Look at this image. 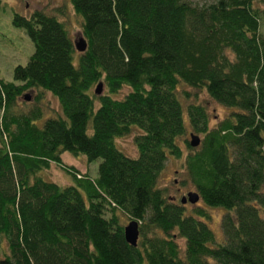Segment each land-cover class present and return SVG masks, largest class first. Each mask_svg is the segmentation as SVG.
<instances>
[{"label":"trees","instance_id":"1","mask_svg":"<svg viewBox=\"0 0 264 264\" xmlns=\"http://www.w3.org/2000/svg\"><path fill=\"white\" fill-rule=\"evenodd\" d=\"M69 1L81 52L54 15L12 17L33 51L11 82L0 78V264H264V8L253 5L264 0ZM99 81L107 92L96 95ZM179 83L230 109L210 127L205 107L185 108L200 142L184 141L182 166L199 200L225 210L220 243L203 210L187 214L157 186L181 154ZM42 92L61 113L38 126ZM29 94L36 107L21 111ZM131 128L135 157L114 143ZM62 152L99 159L97 176L63 165ZM50 163L72 183L38 176ZM117 212L138 223L135 247Z\"/></svg>","mask_w":264,"mask_h":264},{"label":"rangeland","instance_id":"2","mask_svg":"<svg viewBox=\"0 0 264 264\" xmlns=\"http://www.w3.org/2000/svg\"><path fill=\"white\" fill-rule=\"evenodd\" d=\"M190 1L193 4H203L206 2L205 0ZM253 5L260 10L264 8L263 5L258 2H255ZM35 10H40L47 15H54L59 19L66 27L72 40L80 36L81 18L74 13L69 0H0V78L4 81H12L13 67L16 65H24L33 51V44L26 36L23 29L12 25L13 14L16 13L20 16L28 17ZM259 34L264 39V16H261ZM94 87L95 85L92 87V90H94ZM127 91L128 88L123 87L111 96L119 99L122 98ZM106 92L105 86L102 85V93ZM176 92L182 106L185 125V133L176 139V143L181 149V154L179 157L167 156L163 169L160 172L157 186L159 189L164 190L166 198L170 197L172 201L178 203L180 198L187 192L195 191L193 185L184 173L182 166L184 157L190 151V147L185 143L188 142V134L193 132L188 126L185 108L190 104L205 107L210 127L222 120L230 109L214 101L207 95L205 90L201 88H192L183 83H179L176 86ZM31 94L28 95V102L21 104V111L27 112L31 108L34 109L36 107L34 106L35 103L31 100ZM41 96L42 98L37 105H39L43 111L41 112L40 118L35 121V124L38 126H40L46 118L54 117V115L61 113L55 97L46 92H42ZM96 104L97 103H95V105ZM137 133L138 131L136 128H131L128 134L116 137L114 139L116 148L126 156L135 157L136 148L133 138ZM195 134L200 137L199 134ZM60 158L63 165L77 167V169H75L79 174H87L90 178H95L97 176L99 159L88 162L83 155L75 156L68 152H62ZM37 175L45 181H51L60 186L72 183L68 174L62 170L60 165L55 163H50L48 168L41 169ZM262 189L264 191V186ZM195 206L203 210L205 214L204 220L207 226L212 231L216 243H220L222 241L220 221L225 214V210L221 207H206L200 200H198L196 204H190L189 202L184 203L187 214L190 213ZM117 215L123 226L128 223L129 219L127 216L120 212H117ZM175 242L182 252L184 240L176 238ZM6 251V240L0 235V254L3 255Z\"/></svg>","mask_w":264,"mask_h":264},{"label":"water","instance_id":"3","mask_svg":"<svg viewBox=\"0 0 264 264\" xmlns=\"http://www.w3.org/2000/svg\"><path fill=\"white\" fill-rule=\"evenodd\" d=\"M73 45L75 49L79 52L83 51L85 47L84 40L81 36L77 37L76 39H73ZM101 87V82H97L93 90L96 95H99L102 92ZM25 99L28 100V97H26ZM188 137V145L190 147H197L200 142L199 137L194 133H190ZM198 200V194L195 191H191L183 195L179 201L181 204H184L185 202H189L190 204H196ZM122 230L125 242L130 246L135 247L137 245L138 239V223L135 220H130L126 225L123 226Z\"/></svg>","mask_w":264,"mask_h":264},{"label":"crops","instance_id":"4","mask_svg":"<svg viewBox=\"0 0 264 264\" xmlns=\"http://www.w3.org/2000/svg\"><path fill=\"white\" fill-rule=\"evenodd\" d=\"M72 167H74V168H76V169H77V167H75V166H72Z\"/></svg>","mask_w":264,"mask_h":264}]
</instances>
